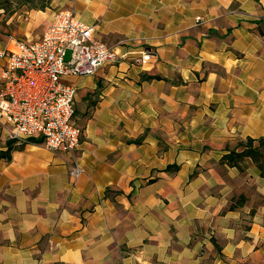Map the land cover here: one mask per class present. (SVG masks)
I'll return each mask as SVG.
<instances>
[{"label": "crops", "instance_id": "crops-1", "mask_svg": "<svg viewBox=\"0 0 264 264\" xmlns=\"http://www.w3.org/2000/svg\"><path fill=\"white\" fill-rule=\"evenodd\" d=\"M66 6L130 54L63 77L77 87L75 151L0 123V264H264V177L250 158L220 163L264 136V0ZM53 16H32L31 40Z\"/></svg>", "mask_w": 264, "mask_h": 264}, {"label": "built area", "instance_id": "built-area-1", "mask_svg": "<svg viewBox=\"0 0 264 264\" xmlns=\"http://www.w3.org/2000/svg\"><path fill=\"white\" fill-rule=\"evenodd\" d=\"M94 32V26L61 9L38 39H19L0 48V123L12 140H35L52 151L78 149L82 128L74 118L77 87L63 77L93 75L130 54L119 53ZM152 56L144 50L133 62L145 63ZM82 172L79 164L70 166L75 178Z\"/></svg>", "mask_w": 264, "mask_h": 264}, {"label": "rangeland", "instance_id": "rangeland-1", "mask_svg": "<svg viewBox=\"0 0 264 264\" xmlns=\"http://www.w3.org/2000/svg\"><path fill=\"white\" fill-rule=\"evenodd\" d=\"M61 9H68L66 0H0V47L8 43L11 47L19 39H31V33L37 32L31 28L34 14L45 16ZM239 199L236 197L237 201Z\"/></svg>", "mask_w": 264, "mask_h": 264}, {"label": "trees", "instance_id": "trees-1", "mask_svg": "<svg viewBox=\"0 0 264 264\" xmlns=\"http://www.w3.org/2000/svg\"><path fill=\"white\" fill-rule=\"evenodd\" d=\"M250 158L264 177V136L259 138L247 137L239 142L237 148L229 150L223 154L220 163L230 167H237L240 171L245 169V159ZM231 208L235 205H231Z\"/></svg>", "mask_w": 264, "mask_h": 264}]
</instances>
